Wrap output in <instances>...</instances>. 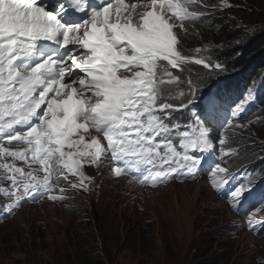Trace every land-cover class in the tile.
I'll return each instance as SVG.
<instances>
[{
	"label": "snow or ice",
	"instance_id": "snow-or-ice-1",
	"mask_svg": "<svg viewBox=\"0 0 264 264\" xmlns=\"http://www.w3.org/2000/svg\"><path fill=\"white\" fill-rule=\"evenodd\" d=\"M117 3L122 5V0H117ZM152 5H156V0H152ZM112 6L110 2L102 10L94 11L91 18L82 24L67 26L55 14L39 6L37 0H0V102L8 105L7 108L0 107V119L6 113L11 117L9 121L0 123V132L12 128L14 124L29 121L45 105L46 97L53 94L38 122L29 127L26 133L8 136L9 141L26 142L28 149L11 153L7 149L3 150L11 156L26 159L30 152L31 160L44 166L45 175L35 184L29 181L30 172L25 173L19 182L15 177L12 178L13 185L22 188L16 196L17 200L31 196L41 186L46 187V193L50 191L52 185L49 181L54 172L63 178H66L65 169L72 173L80 172L81 158L97 164L102 163V155L107 159L109 152L113 158L121 155L139 156L145 163L152 165L143 179L161 183L170 177H180V170L186 167V162H190L187 153L181 157L180 153L174 152L170 137L164 136L167 141L164 148L169 149L170 155L174 154L180 159L170 160L166 171L157 170L160 165L155 163L159 157L157 149L161 146L153 141L157 136L171 132L164 123L165 117L169 110H179L187 105L181 101L180 106L174 109L173 104L160 99L161 116H156L153 110V104L159 99L153 88L158 61L161 57L171 58L175 65L178 60L187 59L181 58L179 52L175 51L177 39L171 31L172 25L163 18L166 8L162 7L161 17L150 19L155 13L147 12L137 14L139 18L134 20L136 4L133 3L132 11L123 20L118 8L115 22H110L109 9ZM167 7L175 11L180 21L177 26L183 27V21L191 14L180 7L179 0L169 3ZM69 33L81 35H73L70 40ZM40 39L61 43L65 47L71 45L72 48L63 61L48 57L29 66L23 62V58L32 55L36 41ZM80 56L84 59L78 62L77 57ZM197 63L214 71L224 67L220 62L209 61L205 64L203 60H198ZM57 66L58 78L46 80L44 74ZM140 68L144 71H136ZM77 69L82 74L69 79ZM120 69L133 72L132 78H118L116 73ZM86 76L90 77L87 82ZM73 85H79L81 99H74L77 87ZM66 87L70 91H65ZM188 88L190 91L186 99L190 103L196 88L191 81L188 82ZM62 93L66 98L58 99ZM89 124L107 138L106 145L101 146L96 139L85 144L83 136L72 139L78 130H86ZM176 130L179 131L178 128ZM187 135L186 132L181 134L182 148L189 146L183 142ZM219 143L223 152L224 141L220 139ZM65 145L75 151H65ZM190 146L207 148L211 144L201 139L199 142L191 141ZM74 156L77 158L73 159ZM216 169L227 172L220 165ZM122 170L116 169L117 172ZM15 172L20 173L21 169L16 168ZM187 172L195 176V164H190ZM17 206L9 205L8 209Z\"/></svg>",
	"mask_w": 264,
	"mask_h": 264
},
{
	"label": "clouds",
	"instance_id": "clouds-1",
	"mask_svg": "<svg viewBox=\"0 0 264 264\" xmlns=\"http://www.w3.org/2000/svg\"><path fill=\"white\" fill-rule=\"evenodd\" d=\"M218 1L220 0H216V4L213 5H210L213 0L179 1L180 7L185 8L191 14L183 21V27L177 26L180 21L172 8L166 12L167 21L172 25L171 31L177 39V44L174 46L175 51L179 52L181 58L187 57V59L178 60L177 64L174 65L171 62V58H160L155 69V80L153 83V88L158 94L159 99L153 104V110L156 116H161V111L159 110L160 99H163L164 103L173 104L174 109L180 106L181 101L187 105L182 110H170L171 114L165 117L164 123L171 132L157 136L153 143H158L161 146L157 149L159 157L155 160V163L160 165L157 170L166 171V165L170 160L180 159V157L174 154L170 155L169 149L164 148V144L167 142L164 136L170 137L171 148L174 152L180 153L181 157L185 152L187 153L190 157V162H186V167L180 170L179 176L182 178L170 177L165 184L157 187V192H153L152 190H148L147 186L149 184H159L160 182H154L153 179L147 181L143 179L152 165L145 163L139 156L121 155L112 158L111 152L108 153L107 159L103 158L102 155V163L92 164L90 161L82 158L80 167L86 175L83 178L84 184L87 183L89 185L94 180L95 169L104 166L107 178L114 182L118 181V184L128 186L131 196L140 187L147 188V194L153 196L155 193L173 187V182L183 183L182 185H185L186 182H193L191 180L194 176H191L187 172V167L190 164H195L197 169L196 175L200 176L201 185L204 188L207 189L208 187L204 184V179L221 183V186L218 188L209 186V189L213 191L211 193L219 200L217 202L223 204L221 207L226 211L227 208H230L232 211L229 213L234 216V222L231 225L234 232L232 234L240 236L241 232H246L251 239L258 242L264 240V177L259 178V180H253L250 178L249 173L255 176L259 174L264 176V49L257 51L251 61L241 66H229L222 60H218V57L215 56V49L222 48L228 41L222 40L223 32L232 31L234 33L238 25L232 24L230 27L224 29H221L222 24L212 27L211 21L218 23L222 19L221 15L214 17V13L221 11L225 13L231 10L229 7L224 9L217 6ZM175 2L176 0L173 3ZM117 5V7H123V4L117 3ZM237 6L240 8L241 4L239 3ZM142 8L144 10L147 9V2H145L144 6V0H141V5H136L135 19L139 18L137 14L144 12V10H140ZM236 13H239L238 9ZM201 29H203L202 32H200ZM204 33L213 36L221 35V37L218 40H207ZM255 35L256 33L253 32L251 38ZM198 60H203L205 64L209 61L212 63L220 62L224 67L221 70L214 71L211 68H205L203 64L197 63ZM189 81L193 83L196 91L195 95L191 98V102L187 103L186 97L190 91L188 88ZM215 88L220 89V97ZM249 97L251 98L249 99ZM211 98H214L219 103L223 102L224 106L222 110L228 114L227 118L222 110L220 111L216 106L210 111L204 108L203 114L198 112V108H195V105L211 106ZM198 113L204 116L202 119L199 118L202 121V128H198L196 120L191 118V115ZM233 114L236 120L232 118ZM10 119V116L7 118L3 117L0 119V122L3 123ZM217 121H220L223 126ZM30 122L31 125L35 124L33 121ZM204 123L205 125L209 123L216 135L208 139L209 142H212V146L201 155L199 149L202 147L193 148L190 145L191 141L197 140L199 142V140L204 139L202 138L204 130L203 132L202 130L195 132L198 129H204L206 127ZM25 125L26 123L21 122L14 124L12 128L14 129L18 126L23 129L27 127L18 132L26 133L29 126ZM191 125L194 126V129ZM177 128L179 131L176 130ZM88 130L96 135L101 146L106 145L107 138L93 128L91 124H89ZM130 131L134 132V130ZM185 132L188 134L187 137H190V141L183 140L184 144L189 146L182 148L181 134ZM220 139L224 141L223 152H221ZM254 140H256L255 143H253ZM0 143L4 148L23 144L22 151H26L29 147L25 144L26 142L9 141V139L6 142L0 141ZM64 150L75 151V149H69L68 147H64ZM93 150L89 149V151ZM160 157H164L165 159L161 160ZM204 164L207 165L206 168H203ZM13 165L15 168L21 169V172H15L14 167L2 168L0 170V184L2 185L0 186V213L6 214L3 219H13L19 210L28 205L39 204L38 206H33L37 209L47 206L45 202L60 203L64 207L76 210L86 205L87 201L83 192L81 193V188L84 185L79 182V176L76 173L68 172L66 169L64 171V177L66 178L61 177L55 172L52 173L49 181L52 188L47 193L46 187L41 186L35 191H38V193L34 192L31 196L17 200L16 196L20 194L22 188L15 187L12 178L15 177L16 181L19 182L25 173L34 171L31 173L29 181L35 184L37 181L43 179L45 172L43 171L44 166L42 164L31 160L30 152L27 159L16 157ZM217 165H220L221 169H226L227 172L218 171L216 169ZM40 166L41 168L37 171L31 170L32 167ZM91 168H94V170L90 174L89 169ZM117 168L123 170L117 172ZM33 177H36L37 180L34 181ZM242 181H245V191L241 189ZM238 190V194L233 195ZM12 191H16V194L11 195ZM118 192L124 194L123 188H119ZM244 195H252L246 200L248 205H258L259 207L252 211L245 209L241 201ZM177 196L181 197L178 194ZM80 199L83 201L81 204L78 202ZM9 205L18 206L9 210ZM206 207H209V205ZM196 210L191 212L195 213ZM221 214L225 215L224 212H221ZM213 216L209 217L210 220L217 221L213 220ZM254 245L258 246L257 244ZM257 258H260V256ZM257 258L255 261H257ZM261 263H264V259H261Z\"/></svg>",
	"mask_w": 264,
	"mask_h": 264
},
{
	"label": "rangeland",
	"instance_id": "rangeland-1",
	"mask_svg": "<svg viewBox=\"0 0 264 264\" xmlns=\"http://www.w3.org/2000/svg\"><path fill=\"white\" fill-rule=\"evenodd\" d=\"M215 1L210 5L216 4ZM243 2L218 1L217 6L231 10L214 13V17L221 15L222 19L218 23L211 21L212 27L222 24L221 29H224L238 24L239 29L234 32L237 35L264 24L262 18L254 16L251 22L236 13L237 5ZM257 4L260 6L254 7L256 15H263L264 0ZM259 29L257 33L262 32ZM204 36L207 40L221 37L207 33ZM232 118L235 119L234 114ZM31 170H39V167ZM93 170L89 169L90 174ZM105 171L104 166L96 168L89 185L83 183L86 175L82 168L76 172L84 185L81 193L87 201L80 209L53 202H45L47 206L39 209L33 207L39 204L28 205L13 219L2 223L0 264H38V260L46 264L82 238H88L89 246L101 255L103 264H196L216 258L222 261L220 264H253L258 256L264 255V240L257 242L246 232H241L240 236L232 234L234 216L229 214L230 208L226 211L221 207L223 204L217 202L209 189L212 181L204 179L207 190L197 174L193 182L185 185L173 182V187L153 196L147 194V188L157 192V187L165 182L140 187L131 196L128 186L108 179ZM249 175L255 179V175ZM259 178L260 175L257 180ZM119 188H123L124 194L118 192ZM246 196L242 198L243 207ZM194 210L195 213L191 212ZM211 216L217 221H211Z\"/></svg>",
	"mask_w": 264,
	"mask_h": 264
},
{
	"label": "trees",
	"instance_id": "trees-1",
	"mask_svg": "<svg viewBox=\"0 0 264 264\" xmlns=\"http://www.w3.org/2000/svg\"><path fill=\"white\" fill-rule=\"evenodd\" d=\"M258 1L262 0H244L243 3H240L241 7L238 8V14L242 17H248L251 22H253L254 16L262 18L264 21V14L256 15L254 9V7L260 6L257 4ZM259 26L260 29L254 26L253 28L244 30L237 35L232 31L223 32L221 37L222 40L228 41L222 46V48L219 47L218 49H215V56L218 57V60H222L229 66H241L251 61L253 55L257 51L264 49V24H259ZM238 29L237 25L235 32L238 31ZM258 29L262 30V32L257 33ZM253 32H255L256 35L251 38ZM78 202L81 204L83 201L80 199ZM8 221H10V218L0 219V225ZM89 244L90 241L88 238H82L80 242L71 244L69 248L66 247L58 258H52L51 260L46 261V264H103L104 261L101 255L95 252ZM261 259H264V255L257 258V261L253 264H264L261 263ZM37 262L38 264H43L39 260ZM221 262L222 261H219V259L216 258L215 260H208L204 263H202V261H197L196 264H220Z\"/></svg>",
	"mask_w": 264,
	"mask_h": 264
},
{
	"label": "bare ground",
	"instance_id": "bare-ground-1",
	"mask_svg": "<svg viewBox=\"0 0 264 264\" xmlns=\"http://www.w3.org/2000/svg\"><path fill=\"white\" fill-rule=\"evenodd\" d=\"M59 1H61V0H59ZM46 49H45V52H49V50H52V49H49V48H47V47H45ZM53 48V47H52ZM55 49H58V48H56V47H54ZM54 51V50H53ZM224 106V104H223V102H220V103H216V107H218L219 109H220V111L222 110V107ZM223 111V110H222ZM217 122H219V124H221V126H223L222 125V123L220 122V121H217ZM191 127L194 129V126L193 125H191ZM207 167V165L206 164H204V166H203V168H206ZM260 175V178H263L264 176H262L261 174H259ZM258 175V176H259ZM258 176H255V179L254 180H257L258 179ZM244 183H245V181H242V191H245L246 190V187L244 186ZM0 186H2L1 184H0ZM219 186H221V183H216V182H214V181H212V187L213 188H218ZM154 189H156V188H154ZM249 196H252V195H247L246 197H245V199H244V201H245V203H246V200H248V197ZM242 201V200H241ZM259 206L258 205H248V203H246V206L244 207L245 209H249V210H255L256 208H258Z\"/></svg>",
	"mask_w": 264,
	"mask_h": 264
}]
</instances>
